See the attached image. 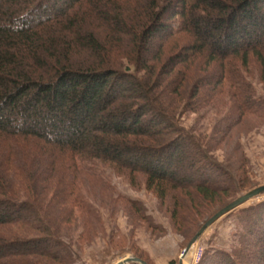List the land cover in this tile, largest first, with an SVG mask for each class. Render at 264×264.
Returning <instances> with one entry per match:
<instances>
[{"label": "trees", "instance_id": "trees-1", "mask_svg": "<svg viewBox=\"0 0 264 264\" xmlns=\"http://www.w3.org/2000/svg\"><path fill=\"white\" fill-rule=\"evenodd\" d=\"M258 75L264 0H0V264H74L102 225L104 196L78 186L98 164L169 204L190 243L245 189L231 142L264 122ZM223 97L233 108L209 138L180 124ZM246 211L238 260L198 264H264V200Z\"/></svg>", "mask_w": 264, "mask_h": 264}, {"label": "rangeland", "instance_id": "rangeland-1", "mask_svg": "<svg viewBox=\"0 0 264 264\" xmlns=\"http://www.w3.org/2000/svg\"><path fill=\"white\" fill-rule=\"evenodd\" d=\"M248 81L256 89L257 98L264 99V81L260 75L249 77ZM233 105L227 97L218 98L213 105L205 107L203 117L187 112L179 117V121L186 129L195 130L197 136L209 138L217 123L232 110ZM246 120L249 121L248 126H240L233 132L231 144L237 145L238 151L242 153L244 167L239 174L242 176L245 173L242 179L247 183H244V190L228 200L229 204L264 185V122L251 117ZM205 143L207 146L208 140ZM180 154L176 156L178 165L172 170L179 175L183 173L179 168L183 163ZM211 156L220 165L228 166L230 158L225 150H215ZM234 160L235 158L230 159L231 166L238 170L241 165ZM91 169V177L82 175L78 186L84 194L91 188L92 191L88 193L92 194L93 201L96 193H102L99 197L104 196L103 201L97 203L102 225L93 231V242L74 245L77 254L74 264H118L126 259H132L128 264H198L203 254L207 253V258L210 256L215 259L220 255L219 252L237 259L235 256L241 245L240 239L247 232L246 210L264 200L263 194L220 218L205 231L189 254L184 256L190 244L189 239L181 227L179 230L173 228L169 204L161 203L157 194L141 184L132 185L126 175L112 167L98 164ZM237 180L239 182L240 178ZM94 183L97 187L93 189ZM108 186L111 189L109 195L105 192ZM179 193L182 199L188 196L185 191ZM222 198L218 197L214 203L217 209L225 203Z\"/></svg>", "mask_w": 264, "mask_h": 264}, {"label": "water", "instance_id": "water-1", "mask_svg": "<svg viewBox=\"0 0 264 264\" xmlns=\"http://www.w3.org/2000/svg\"><path fill=\"white\" fill-rule=\"evenodd\" d=\"M264 194V185L261 187H258L256 189H254L253 191L245 194L244 196L240 197L239 199H237L236 201L232 202L231 204H229L228 206H226L224 209H222L221 211H219L217 214H215L204 226L203 228L200 230V232L193 238V240L190 242L189 246L187 247V249L184 252V256H187V254H189V252L193 249V247L197 244V242L199 241L200 237L205 233V231L211 226L213 225L216 221H218L220 218H222L223 216L229 214L230 212H232L233 210H235L236 208L242 206L243 204L247 203L248 201L257 198L261 195ZM132 259H126L124 261L119 262L118 264H128L129 262H131Z\"/></svg>", "mask_w": 264, "mask_h": 264}]
</instances>
